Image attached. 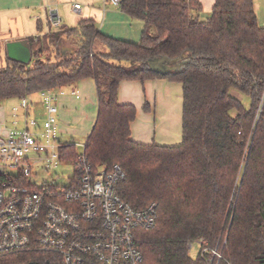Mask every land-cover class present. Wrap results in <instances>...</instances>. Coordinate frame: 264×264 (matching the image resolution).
I'll list each match as a JSON object with an SVG mask.
<instances>
[{
	"label": "trees",
	"instance_id": "1",
	"mask_svg": "<svg viewBox=\"0 0 264 264\" xmlns=\"http://www.w3.org/2000/svg\"><path fill=\"white\" fill-rule=\"evenodd\" d=\"M120 7L145 23L139 43L104 35L93 19L28 37L30 64L8 60L0 68V105L92 80L98 113L89 161L121 166L120 197L136 210H156L155 226L137 234L144 264H264V27L254 0H216L204 20L197 0H122ZM159 60L180 67L162 72L152 67ZM151 80L182 85L177 146L132 139L138 110L119 103L120 86ZM77 152L63 147L67 157ZM13 180L0 173V189ZM197 242L208 251L193 258ZM34 259L10 255L0 264Z\"/></svg>",
	"mask_w": 264,
	"mask_h": 264
},
{
	"label": "built area",
	"instance_id": "2",
	"mask_svg": "<svg viewBox=\"0 0 264 264\" xmlns=\"http://www.w3.org/2000/svg\"><path fill=\"white\" fill-rule=\"evenodd\" d=\"M74 9L80 11L82 5L75 4ZM51 23L61 26L52 13ZM66 96L81 97L77 90L64 89L39 94L45 104L44 120L30 117L29 103L22 99L14 108L16 116L25 112L22 127L16 121L15 129L0 136V166L14 179L0 189V259L29 255L35 258L30 264H144L137 234L155 226V207L136 210L126 203L117 191L125 179L122 167H94L86 144L76 157L64 155L58 102ZM41 162L72 166L70 184L34 185L30 176L34 164ZM195 244L198 255L204 256L205 243H194L190 250Z\"/></svg>",
	"mask_w": 264,
	"mask_h": 264
},
{
	"label": "crops",
	"instance_id": "3",
	"mask_svg": "<svg viewBox=\"0 0 264 264\" xmlns=\"http://www.w3.org/2000/svg\"><path fill=\"white\" fill-rule=\"evenodd\" d=\"M197 1L202 6L204 3L211 8L210 13L216 2V0ZM75 4H81L82 10L76 11ZM51 13L59 18L61 26L74 27L83 19H93L104 35L133 43L141 41L146 27L144 22L132 20L123 13L121 7L114 6L108 0H0V68L6 67L9 60L6 51L8 43L25 40L28 37H38L47 34L51 28L56 29L51 23ZM90 88L92 85L87 84V81L63 88L66 91L77 90L81 97L80 99L70 96L62 98L58 103L59 109L66 108V104L76 102L80 108L85 109ZM26 99L30 107L28 115L44 120L46 111L42 99L40 97L37 100H31L30 97ZM20 103V99H11L0 105V136L9 132V120L11 117L17 118L19 113L16 116L14 108ZM119 103L132 104L138 110L137 119L131 126L134 141L145 145L156 143L162 146H177L181 144L183 136L181 84L167 80H151L145 83L124 82L120 86ZM146 105L150 106L148 112L144 110ZM20 112L24 117L25 112ZM59 121L60 127L61 124H63L62 127L70 126V124L61 123L60 118ZM15 123L16 121L12 124L17 127ZM22 125L21 121L18 127ZM60 132L63 133L61 128Z\"/></svg>",
	"mask_w": 264,
	"mask_h": 264
},
{
	"label": "rangeland",
	"instance_id": "4",
	"mask_svg": "<svg viewBox=\"0 0 264 264\" xmlns=\"http://www.w3.org/2000/svg\"><path fill=\"white\" fill-rule=\"evenodd\" d=\"M256 7V14L261 27H264V0H254ZM206 5V4H205ZM203 3V10L201 13L202 19L210 17L211 8L205 6ZM99 26V25H98ZM7 58V57H5ZM113 64H119L118 62L111 61ZM124 65V63H122ZM87 84H91L90 92L87 93L89 100L85 109L80 108L76 103L66 104V108L61 109L60 107V119L61 123L70 124V126L62 127L60 132V138L63 145H74L78 153L83 152V146L86 144L88 136L93 128L94 122L97 118L98 113V101L96 87L92 80H85ZM81 92V91H80ZM82 93V92H81ZM232 94L241 100L246 108H250L251 101L249 98L232 91ZM31 100H37L39 95L35 94L31 96ZM62 100V99H61ZM60 100V101H61ZM59 101V102H60ZM34 102V101H33ZM58 102V103H59ZM26 116L19 112L17 118L11 117L8 124V131L15 129L12 123L15 121L24 122ZM19 128V127H18ZM21 129V128H20ZM4 169L0 166V173H4ZM12 173V172H10ZM73 175V167L69 164H59L58 166H52L46 162L34 164L32 174L30 176L31 182L37 187H41L44 184L56 185L60 187L68 186L70 184V177ZM199 253V247L195 244L190 251V255L196 258Z\"/></svg>",
	"mask_w": 264,
	"mask_h": 264
},
{
	"label": "water",
	"instance_id": "5",
	"mask_svg": "<svg viewBox=\"0 0 264 264\" xmlns=\"http://www.w3.org/2000/svg\"><path fill=\"white\" fill-rule=\"evenodd\" d=\"M8 59L22 64H30L32 61V52L27 40L10 42L6 45ZM154 69L162 72H172L180 66H175L174 63H167L165 60H159L152 63Z\"/></svg>",
	"mask_w": 264,
	"mask_h": 264
}]
</instances>
